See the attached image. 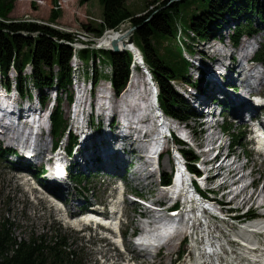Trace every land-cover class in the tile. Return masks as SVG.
<instances>
[{
	"label": "bare ground",
	"instance_id": "obj_1",
	"mask_svg": "<svg viewBox=\"0 0 264 264\" xmlns=\"http://www.w3.org/2000/svg\"><path fill=\"white\" fill-rule=\"evenodd\" d=\"M125 38L126 35L121 34V32L110 30V32L106 33L99 40V43L102 47L110 49L113 40L119 41V45H126L125 43L127 40H125ZM260 43L261 40L260 42L259 40L256 42L255 36L246 38L245 40L241 39L237 46L232 45L231 42L230 46L232 47V52H228L227 55L229 59L226 60L222 72L220 70L216 72L211 62L208 68L207 64L206 66L205 63L204 65L201 64L204 61H198L203 70H201V74L207 75L206 82L211 85L207 93L199 92V94H202L201 96L199 95L196 97L192 95L190 97V102L196 105L195 109L201 111V113L207 111L206 109L211 110L213 113H217V111H222L224 108H227L230 111L229 115L231 119L236 120L238 123L246 125L249 123L261 124L259 115L264 111V107H260L262 104L258 105L259 102L256 104L254 103V100L260 96H253V93L259 92L258 90L260 89H258V85L262 84L264 74L257 69L256 66L262 64L252 62ZM75 48H77L76 45ZM133 48L135 47L133 46ZM218 48L221 51L223 46L220 44ZM254 49H256L255 52H253ZM216 52L217 62H219L222 53L217 50ZM135 53L136 50H134V53L132 52L133 62L129 69L128 84L126 83L125 87L120 92H116L112 88L109 80L106 81V83L103 81L105 86H101L100 89L98 88V99L95 107L93 105V94L91 91L93 90L91 89L93 83H90L91 87L88 90L79 91L76 96L72 95L70 92L72 95L70 100V113H68L70 115V125L68 126L69 128L66 129L65 134L61 135V137L63 136L66 138L63 144L61 140L63 137L57 140L53 138L52 128L50 126V111L46 110L41 105L42 102L39 100V97H36L37 95L35 98L31 96L30 99L32 100L27 98L23 100L19 98L21 96L17 93L15 87H13L14 93L11 94H9L10 90L8 91L5 87L0 91V106H3V108L0 109V136L2 138L0 139V143L5 145L2 151L5 154L6 163L19 173L30 174V166L41 169L43 175L37 177V179L38 181L40 180V184L43 186V192L53 197V200L61 202L65 208H67V202L70 200L71 204L69 206L71 209H76V212H71L73 215H76L82 208H89L92 212L102 214L109 206L108 201L115 194V190L113 189L114 193H109L106 200L102 203L96 202V199L92 202H88L82 195L80 196L77 194L71 196V198L68 194L72 190L76 191L77 188V184H73V182L77 181V179L75 180V178H73V175L77 174L81 181H83L99 172L106 177H111L112 179L116 178L115 182L121 181L126 183L124 177L131 169V160H144L143 156L139 154L141 152L138 153L137 151V147H141L143 143L148 145L145 157L148 161L150 172L146 176H142V178L144 179L148 176L153 181L157 178V172L162 164L161 157L163 155V150L159 149L161 146V137L158 135L154 139V136L159 133L158 129L160 122L158 118L161 119V116H159L161 112L158 96L154 95L151 88V83L153 82L148 79L149 71L145 64L141 62L140 54ZM190 57L192 58V56ZM194 61H197V59H194ZM211 70H214L216 74L213 73V71L211 72ZM136 72L142 73L143 77L137 79ZM196 73L199 74L200 71L197 69ZM75 84L86 86L84 79L79 76H76L71 82V86ZM185 86L189 89L195 88L191 85ZM239 86H241V88ZM138 106L148 109L149 115L144 114L143 116L142 112L137 114L138 110H140ZM94 111L97 112L96 119L101 123L102 132L100 133H96V131L93 130L90 121ZM46 112L47 114L45 115L44 113ZM133 117L136 119L142 118V124H145L147 130H144L142 126L136 127L133 122ZM15 121H17V124ZM111 122L116 124L114 130L108 128ZM149 126L152 131H149ZM70 136L75 138V143L72 145V150L69 154L67 148L70 142ZM46 137L51 139V145L48 151L45 152L41 150L39 146L43 144V140ZM103 137V143L99 142L100 138ZM213 141L215 144L216 141ZM167 164H169V161H167ZM225 168H227L229 172L231 171L229 166H225ZM235 170H238V167L235 168ZM214 174V176H211V181H215L217 178L216 176H218L217 172H214ZM156 183L157 182H154V185ZM120 187L119 185L118 188ZM263 189L264 187L262 190L260 189L255 193V200H260L258 206L261 208L264 207ZM243 190L244 189L241 191ZM157 192L163 195L164 200L159 202L162 203L163 207L165 206L163 212L156 213L160 214L162 217L160 222H169L177 226H187L190 221L188 215L191 213L192 209L184 200L186 194L183 193L181 189L176 190L173 186L165 190H158ZM74 202H78V204H73ZM176 205V214L169 213L171 206ZM119 206L120 204H117L114 208ZM77 208L79 209L77 210ZM132 209H136L135 204ZM262 213H264V210ZM144 214L145 217L141 218L148 219L149 214L146 212ZM86 217V219L93 218L91 215ZM148 220H152V217ZM157 222L150 223L156 224ZM147 227L146 223L143 222V232L141 231L139 238L132 243L134 248L128 251L136 255H142V258L145 259L150 257L153 246L156 245V242L162 234L161 230L165 229L158 225L153 227L154 229H148ZM240 231L239 236L243 237L241 241L244 242L242 246H247L248 242H253L254 246L259 245V247H262L261 251L263 253H261L260 258H257V256H252L251 258H253V262L256 264H264V243H259V237L264 236V220L250 221L245 224ZM176 240L177 237H174L165 245L164 248L168 250L169 254L173 248L174 250L177 248L175 243ZM209 247L206 256L208 260L211 261H208V264H220L221 261H213L215 259L213 257L215 248H212V245H209ZM218 247L219 250H221V246L218 245ZM102 255L105 259L104 264H110L108 261L113 260L112 257L110 258L104 253H102ZM120 257V255L116 256V261H114L113 264H118L121 261ZM183 261L182 264H192V261L187 258ZM197 264L202 263L199 261Z\"/></svg>",
	"mask_w": 264,
	"mask_h": 264
},
{
	"label": "trees",
	"instance_id": "obj_2",
	"mask_svg": "<svg viewBox=\"0 0 264 264\" xmlns=\"http://www.w3.org/2000/svg\"><path fill=\"white\" fill-rule=\"evenodd\" d=\"M16 0H0V75L5 88L11 87L8 73H15V89L21 96L31 97L33 91L39 93V100L45 103L44 89L55 88L66 93L65 99L70 102L69 92L72 80L70 60L77 56L82 63L90 62V80L94 85L98 81L108 79L102 75L99 66L107 64L110 67L109 81L116 92H120L129 78L132 54L128 51L112 52L103 49H93L95 38H100L107 30L117 31L119 26L129 21L134 28L133 43L142 55L143 61L158 88L160 109L167 116L181 122L197 116L182 97L174 91L173 82L189 85L186 76L189 62L183 53H195L196 43L214 38L221 30L225 16L235 22L227 40L234 46L244 36L253 37L264 28L263 0H163L160 6L136 16L125 6L127 0H98L102 8V24L93 27L91 24L82 28L92 35L91 41H80L73 34L61 32L49 26L22 21H7V15L13 9ZM88 0H80L85 4ZM58 11H52L50 18L55 21ZM240 19L242 23H240ZM252 19H256V25ZM215 28V30L213 29ZM94 36V37H93ZM218 41L221 43V35ZM82 42L86 47L74 53L72 42ZM164 43H167L164 45ZM90 53V55H89ZM254 61L264 64V38L260 48L255 53ZM29 66L31 73L24 75ZM16 71V72H15ZM88 76V69L84 71ZM30 86V89L27 87ZM196 87L197 83L191 84ZM61 99L56 97V106L50 116L52 136L59 139L67 125L59 106ZM59 103V104H58ZM64 130V131H63ZM229 134L231 142L239 145L241 135H234L231 126H223ZM236 138V139H235ZM176 142H178L175 139ZM75 138L70 136V147ZM4 152H0L2 156ZM183 156L192 162L196 156L191 150H182ZM197 172L194 165L189 166ZM77 177V178H76ZM75 180L81 181L73 175ZM162 183H170V175L162 174ZM137 195L141 193L134 192ZM248 218L255 214L249 213ZM13 223L6 219L0 221V264H82L77 261L74 251H71L64 237L58 231L53 235H36L31 233L27 238H19L12 232Z\"/></svg>",
	"mask_w": 264,
	"mask_h": 264
},
{
	"label": "rangeland",
	"instance_id": "obj_3",
	"mask_svg": "<svg viewBox=\"0 0 264 264\" xmlns=\"http://www.w3.org/2000/svg\"><path fill=\"white\" fill-rule=\"evenodd\" d=\"M162 1L163 0H127L125 2V6L128 9V11L131 12L132 14L136 16H141L150 10H154L157 6H160L161 5L160 3ZM52 11H58L59 13V17L53 22L51 21V18H50ZM101 14H102V8L98 0H88L85 4H82V5L80 4V0H16L14 3L13 9L7 15L6 19L7 21L32 22V23L49 26L58 31L73 34L80 41L86 40L88 42L89 41L92 42L91 40L92 35L89 34L87 30L83 29L82 26L91 24L93 27H96L97 24H102ZM224 18L226 22L222 23L223 25H222L221 30H219V32L216 33L214 38H211L204 42L196 43L194 45L195 53H193V56L192 54L183 53L184 58L189 62L188 72L186 73V76L191 82V84L197 83V87L189 89L182 82L180 83L178 81V82L172 83V87L174 91L178 94V96L182 97L184 101L193 110H195L194 108L196 107V105L193 102H190V97L192 95L196 97H198L199 95L201 96L202 94H199V92L207 93L211 85V84H207L206 82L207 75L205 76L204 74L203 75L201 74L203 70L201 69L198 61L199 62L204 61L201 64L204 65L205 63V66L207 64L208 68L211 62L214 65L215 68L213 69L216 72H218V70L222 72L224 70L223 68H224V65L226 64V60L229 59L227 54L228 52L230 53L232 52V47L230 46V43L227 40L226 36L229 32H231V29L233 28V25L235 22L231 21L228 16H225ZM252 22L254 25H256L257 23L256 19H252ZM240 23H242L241 19H240ZM213 29L215 30V28ZM117 31L121 32V34L123 35H126L125 40L128 39V32H130L129 35L131 36L133 34L132 27L129 21L122 23L119 26V29ZM108 32H110V30L103 33V35L100 38H97V39L95 38L96 41L92 42L93 49H103L107 51L108 50L112 51L111 47L110 49H108V48L102 47L99 43V40ZM220 35H221V39L223 43L222 42L220 43L218 41L217 37H219ZM263 38H264V28L260 27L259 33L255 35V40L256 42H258V40L260 42V40L263 41ZM244 42L248 43L246 41ZM166 44L167 43H164V45ZM220 44L221 46H223V49L221 51L218 48ZM75 45L77 48H75ZM130 45H131L130 47H133L134 43L132 42ZM69 46H71L73 49V52L76 53L80 51L81 49H84L86 45H84L82 42H72L69 44ZM118 49H119L118 52L123 51L122 50L123 48L121 45H118ZM134 49L136 50L137 54L138 53L140 54L141 62L144 63L142 55L139 52V50L136 47ZM216 50L222 53L221 54L222 57L219 60V62H217ZM255 50L256 49H254L253 52H255ZM190 56H192V58ZM194 59H197V61H194ZM221 61L223 64L221 63ZM70 64H71L72 70H77V71L72 72L71 82L74 80L76 76L83 78L84 81L86 82V86L75 84L69 88V92H71L72 95L76 96V94L79 91L88 90L91 87L90 85L91 83V80H90L91 67L90 66L91 65L89 62L88 65L86 66L87 61H85V63H82V61H80V59L77 56H74L71 58ZM262 65L264 66V64ZM262 65L258 64L256 66H257V69L262 71V73L264 74V67ZM87 69L89 71L88 76L84 74V71ZM197 69L200 71L199 74L196 73ZM99 70L101 71L102 75H104L105 77L109 79V76H110L109 65L107 64L100 65ZM214 70H211V72L213 71V73H215ZM30 73H31V69L29 66H27L24 71V75L29 76ZM142 75H143L142 73L136 72L137 79H139V77H143ZM148 75L151 77L150 73ZM8 78L11 82V87L9 89L7 88L6 89L8 91L10 90L9 94H11V93H14L13 87L15 86L14 84L15 73L13 72V70H11L8 73ZM108 79L106 80V79L101 78L96 85L93 84V87H91V89H93L91 91L93 94L92 101H93L94 107L97 104L98 91L101 86L103 87L105 86L103 81H105L106 83ZM1 80L3 79H2V76L0 75V83H1ZM152 82H153V87H155V89L153 88V90H155L157 94H159L156 83L153 80ZM239 87L241 88V86ZM3 88H4V85L0 84V91L3 90ZM30 88H31L30 86L27 87V89H30ZM258 89H260L258 90L259 92L253 93V96H262L264 94V80L262 81L261 85H258ZM55 92H56L55 88L43 90V95L45 97V103L41 105L46 110L50 111V114L53 112L56 106V103H54L55 98H56ZM31 96H33L32 98H35V96L39 97L36 91H33ZM65 96H66V93L63 91L59 92L57 95V97L61 99L59 106L63 112V116L65 120L67 121V125H66L67 128H65V132H66V129H68L69 128L68 126L70 125V117H69L70 115L68 114L70 113V102H68L65 99ZM19 98H22L23 100H25L26 98L29 100H32L28 96L19 97ZM138 107L140 110H138L137 114L139 112H142L143 116L144 114L149 115L148 109H145L142 106H138ZM2 108L3 106H0V109ZM160 112L162 113L161 109H160ZM195 112L199 114L198 111L195 110ZM205 112L203 111V113ZM229 113H230L229 110L226 111L225 118L221 120L220 124H222L223 126H226V125L231 126V128L233 129L232 132L234 133V135H241L239 139L240 140L239 145L235 146L234 145L235 143H234L233 147L231 148V152L233 153L234 156H241L243 152L245 153L246 156H250L248 166L250 167L252 166V169H253L251 178L254 180L253 185L255 187V192L260 189L262 190V188L264 187V175L262 174L263 172L262 166H259V161L250 153L251 148L245 144L247 142V138L242 136L243 133L248 132L249 130L248 126L246 124H243V126H239V123H237L236 120L231 119ZM44 114L46 115L47 112ZM96 115H97V112L94 111V114L91 115L93 117L90 118V121L92 123L93 130H95L96 133H100L102 132L101 123L96 119L97 117ZM142 120H143L142 118L136 119L133 117V122L135 123L136 127L142 126L144 127V130H147V128L145 127V124H142ZM15 123L17 124V121H15ZM182 124L186 126L185 127L186 132L193 135L197 141H199L200 143H204L207 141L206 137L209 134L208 130H206L202 126L200 127L196 125L192 118H190L187 122H183ZM115 125L116 124L114 122H111L108 128L111 130H114ZM97 126L98 127L100 126V127L98 128ZM173 126L176 127L175 124ZM244 126L245 128H242ZM150 129L151 127L149 128V131H151ZM65 132H63L62 135H64ZM224 135L225 136H219L217 133L213 134L214 139L216 140L215 145H218L219 146L218 149H221V150H225L223 146L226 143V138L228 137L230 140L229 134L225 133ZM0 139H2L1 136H0ZM65 139L66 138L64 137L61 139L62 144L65 141ZM103 141H104V137L100 138L99 142L103 143ZM99 142L97 143L100 144ZM50 145H51V139L49 137H46L43 140V144H41L39 147H41V150H44L46 152L48 151ZM4 146L5 145H2V143H0V152H2ZM147 149H148V145H145L144 143L143 145H141V147L140 146L137 147L138 153L141 152L139 154L143 156L144 160L142 159L141 160L140 159L131 160V169L128 171L127 175H125L124 177L125 179L124 181L126 182L125 183L126 190L129 192L136 191L138 193H141L148 200L150 199L154 200L153 198H156L157 200L162 201L164 200V197L163 195L157 192L156 187L154 185V182H157V178H155L154 181L148 176H147L148 178L147 177L144 179L142 178V176L144 177L150 172L148 168V161L145 157V152L147 151ZM167 161H169V164H167ZM161 162L163 166V173L169 175L171 172L172 162L170 158H168L165 155V153L161 157ZM225 164L227 167L229 166L231 170L230 172H233L232 177L231 175H229V178H226V180L228 181L226 186L229 190L231 189L230 184H229L230 181H234V183L238 184V186L240 187L243 184L247 183L248 178H246L245 176L239 179L236 178L237 174H235L236 172L235 167L230 164L229 159L225 162ZM35 170H36V167H31L29 171L30 175L34 176ZM227 171L228 169L224 167L222 174L225 175ZM74 175L77 176V174H74ZM23 178H24V175L22 173L15 171L13 167H11L8 163H6L5 154H3L0 157V221L3 219H6L9 222L13 223L12 232L14 233L16 237H18V239L27 238L28 235H30L31 233L36 234V235H42V234L47 233V235L50 236V235H53L55 231H58V233H60L61 236L64 237V239L66 240V243L69 245L70 250L75 252L77 256V261H81L82 264H104L103 262L105 261L103 260L105 259L102 253L108 255V257L110 258L111 257L113 258V260L108 261L110 264H113V262L116 261L115 260L116 253L115 251H113V246L107 243L99 242V236L95 235L94 233H90V240H87V237H82L79 233L75 232L73 228L69 227L64 222L63 218L58 215L56 210L52 208L51 204L47 201L48 197L40 193L32 192L31 187L28 185L27 182L23 181ZM230 178H233V179H230ZM115 180L116 178L112 179L111 177H106L98 172L96 173V175H92L88 179H85L83 181L77 180L73 182V184L75 185L77 184L76 191L72 190L68 195L70 197L76 194L80 196L82 195V197L86 198L88 202H92L93 200L96 199V202L102 203L106 200L109 193H114L113 189L115 186L114 185ZM34 182L38 184L39 186L40 180L38 181V179H36L34 180ZM238 190H239V187H236V189H234L232 193H230V195L233 194V192H238L235 197L237 198V200H241L240 198L244 197L242 202L244 201L247 202L249 200L250 203H253L252 205H254L255 192L254 194H252L253 196L251 195V197H249V199L246 200L249 190L245 189L244 191H241V192ZM70 204L71 203L69 200L67 202V208H66L67 212L68 213L73 212V211L76 212L75 211L76 209H71V207L69 206ZM73 204H78V202L76 203L74 202ZM133 205H134L133 201H131L129 198H125L124 217L122 219L123 220L122 225L124 226V234H125L124 242H125L126 247L128 248V251L129 249L134 248V245L131 243L132 233L137 232V231L141 232L142 224H143L141 221V218H139V215H138L139 213L138 211L139 210L143 211V210L141 208L139 210H136L137 208L132 209ZM137 206L140 207L142 205H137ZM78 209L79 208H77V210ZM145 212L150 214L149 218L152 217V220H149L150 222H157L162 219L160 214L151 215L152 212L146 209H145ZM226 225L228 226L229 223ZM216 226L218 229H220V232L222 234L227 236V237L226 236L222 237V239L224 241H231L232 244H230L229 248L235 251L236 254L240 257V259L251 260L252 256L254 257L257 256V258H260L261 253H263L261 251L262 247H259V249L257 250L258 252L257 251L252 252L249 250L246 251L244 248L239 247V245H237L238 243L233 241L234 240L233 236H235L238 239V241L242 240L243 237H240L239 234L241 232L240 229L241 227H243V225H239L238 227H235L234 225H232L233 230L231 232L227 231L225 224L217 223ZM263 237L264 236L259 237L260 244L264 243ZM187 246L183 243L181 244L179 250H177L178 248L174 250V248L172 249L170 246V248L172 249L170 254L168 253V250L164 248L160 251V254L156 258L151 257L149 259L142 258V255H136L132 252L127 251L126 255H123L120 257L121 261L118 264H122V263L132 264V262L134 264H175V262L176 264H178V262L180 261H176V260H178L180 257L178 256L179 252L182 253L180 257L181 259L184 260L185 258H187V256H189L192 261H196L194 250H191L192 253L189 254L187 252V249H188ZM225 248H227V246ZM229 248L226 249V251H229ZM226 259L230 262L231 257L228 256ZM183 262L184 261H181L180 264H182ZM245 262L246 264L249 263L248 261H245Z\"/></svg>",
	"mask_w": 264,
	"mask_h": 264
},
{
	"label": "water",
	"instance_id": "obj_4",
	"mask_svg": "<svg viewBox=\"0 0 264 264\" xmlns=\"http://www.w3.org/2000/svg\"><path fill=\"white\" fill-rule=\"evenodd\" d=\"M132 31H134V28H132ZM130 34V32H128V39H127V41H126V45H121L122 46V50L123 51H125V50H130V51H132L133 53H134V48L133 47H130L131 45V43L133 42V35L131 36V35H129ZM119 41H116V40H113L112 42H111V49H112V52H118L119 51V49H118V45H119V43H118ZM128 44V45H127Z\"/></svg>",
	"mask_w": 264,
	"mask_h": 264
},
{
	"label": "built area",
	"instance_id": "obj_5",
	"mask_svg": "<svg viewBox=\"0 0 264 264\" xmlns=\"http://www.w3.org/2000/svg\"><path fill=\"white\" fill-rule=\"evenodd\" d=\"M105 32H106V31H105ZM105 32H104V33H105ZM76 39H78V38H76ZM76 42H77V41H76ZM84 42H87V41H86V40H84ZM85 47H86V46H85Z\"/></svg>",
	"mask_w": 264,
	"mask_h": 264
}]
</instances>
